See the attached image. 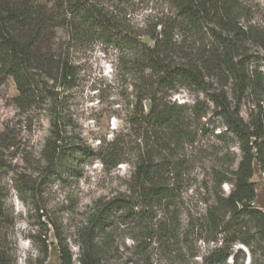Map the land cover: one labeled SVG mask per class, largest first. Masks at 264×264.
<instances>
[{
    "label": "trees",
    "instance_id": "obj_1",
    "mask_svg": "<svg viewBox=\"0 0 264 264\" xmlns=\"http://www.w3.org/2000/svg\"><path fill=\"white\" fill-rule=\"evenodd\" d=\"M164 1L170 15L152 26H138L130 18L131 0H0V81L13 79L19 113L43 111L50 125L38 175L51 177L58 169L91 158L113 166L124 161L117 138L103 141L96 149L86 145L74 131L69 112L68 93L79 78L78 52L95 42L113 47L114 69L123 77L122 84L131 85L134 92L127 123L151 143L134 164L132 177L138 189L132 204L123 196L98 200L71 226L70 236L62 221L39 212V218L47 219L40 225L52 227L60 264H129L117 241L120 226L141 214L133 209L136 205L168 206L176 198L173 187L155 179L153 157L160 131H167L165 135L177 145L193 144L199 133H213L218 126L222 129L214 136L226 152L211 166L209 183L200 187L206 191L200 199L201 212H189L182 230L177 220L172 226L160 221L156 232L160 238L172 235L185 241L191 258L197 255L194 242L211 244L200 264L224 263L236 243L248 248L252 264L255 256L264 258V212L254 203L252 181L254 162L264 175V111L258 103L256 113L249 112L247 119L240 113L246 92L263 87L261 71L246 65L249 45L257 47L264 60V21L254 20L253 9L244 0ZM214 79H219L218 85H213ZM228 84L230 91L225 88ZM183 89L201 92L205 100L198 94L191 104L171 99ZM144 100L150 102L147 112ZM210 107L213 117L203 122ZM230 141L238 157L233 152L229 156ZM12 146L14 138L0 129V264L16 260L13 219L3 204L1 181L9 167L4 151ZM181 165L176 163L175 169ZM223 184L228 185L227 192ZM154 228L144 226V239H152ZM45 229L29 235L36 250L34 264H44L48 257Z\"/></svg>",
    "mask_w": 264,
    "mask_h": 264
},
{
    "label": "rangeland",
    "instance_id": "obj_2",
    "mask_svg": "<svg viewBox=\"0 0 264 264\" xmlns=\"http://www.w3.org/2000/svg\"><path fill=\"white\" fill-rule=\"evenodd\" d=\"M244 1L251 5L254 20L264 21V0ZM131 2L133 6L130 18L138 26H152L163 16L170 15L164 0ZM143 39L148 44L151 43L148 37ZM247 48L249 58L246 66L249 70L261 71L263 87L260 91L248 90L244 95L240 105V113L244 119H247L249 112L256 113L258 103L264 111V60L261 59L262 53L257 47L249 45ZM113 54L112 46L98 42L78 52L79 78L77 85L68 93V103L69 112L75 121L74 131L86 145L96 149L103 141L117 138L124 161L115 166L103 165L98 159L91 158L79 166L58 169L51 177L44 178L43 172L38 175V167L43 164L41 150L50 133L47 114L38 110L29 114L19 113L14 104L17 90L13 79L7 77L0 81V129H4L14 138V146L4 151L9 167L2 174L1 181L5 194L3 204L13 219L11 242L16 257L15 264H34L36 250L29 235L39 229H45L39 221H47L45 216L39 218V212L44 211L47 216L62 221L70 236L71 226L98 200L123 196L132 204L133 193L138 189L132 177L134 164L137 157L145 152L146 146L150 148L151 143L147 144L145 137L139 135L135 128L127 123V110L131 108L128 103L133 102L134 92L131 85L122 84L123 77L114 69ZM212 83L218 85L219 79H214ZM229 87L228 84L225 88L230 91ZM196 94L201 100H205L203 93L185 89L173 93L171 99L177 103L191 104ZM143 107L145 112L149 110V100H144ZM204 107L202 103L201 108ZM212 117L210 107L202 120L207 122ZM220 129L222 126L215 127L213 133H199L193 144L186 142L178 145L165 135L167 131H160L162 133L155 144L153 157L155 179L173 187L176 198L172 199L168 206L155 204L148 209L136 205L133 209L141 211V214L129 217L125 224L120 226L116 233L117 241L123 258L129 261V264L201 263L202 256L211 244H205L201 240L194 242L197 255L191 258L185 241L177 240L178 238L172 235L160 238L156 229L160 221L172 226L177 220L182 230L189 212H201V204L204 203L200 202V199L205 197L206 191L202 192L200 187L203 188L204 182L209 181L211 166L217 164L226 152L224 143L214 136ZM228 144L229 156L233 152L238 157L239 151L235 144L231 141ZM178 162L182 165L177 170L175 164ZM253 167L252 181L256 192L254 203L264 212V175L256 162ZM222 188L225 192L228 191L227 184H223ZM34 204L43 209L37 211ZM194 204H197L195 208ZM146 225L155 226L151 240L144 239ZM45 230L49 249L44 264H60L51 225L47 224ZM73 250L76 251V247L73 246ZM145 255L149 257L148 261L144 260ZM255 259L256 264H264V258L255 256ZM252 262L248 248L236 243L233 245L232 255L221 264Z\"/></svg>",
    "mask_w": 264,
    "mask_h": 264
}]
</instances>
